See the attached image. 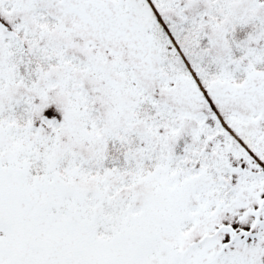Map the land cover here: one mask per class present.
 I'll return each mask as SVG.
<instances>
[{
    "label": "snow or ice",
    "instance_id": "snow-or-ice-1",
    "mask_svg": "<svg viewBox=\"0 0 264 264\" xmlns=\"http://www.w3.org/2000/svg\"><path fill=\"white\" fill-rule=\"evenodd\" d=\"M0 264H264V0H0Z\"/></svg>",
    "mask_w": 264,
    "mask_h": 264
}]
</instances>
